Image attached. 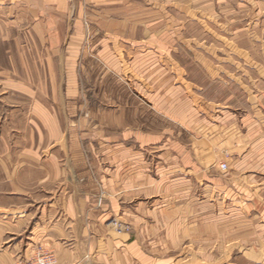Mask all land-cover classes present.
I'll use <instances>...</instances> for the list:
<instances>
[{"label": "rangeland", "instance_id": "obj_1", "mask_svg": "<svg viewBox=\"0 0 264 264\" xmlns=\"http://www.w3.org/2000/svg\"><path fill=\"white\" fill-rule=\"evenodd\" d=\"M22 1L0 0V162L8 148L7 166L23 167L18 210L67 193V172L42 180L39 167L74 127L101 221L112 237L143 241L144 264H264V0H152L144 42H105L118 47L116 70L77 60L72 75L46 40L61 35V17L33 30ZM88 41L80 47L93 48ZM137 58L147 67L134 69ZM116 80L154 112L157 135L146 144L100 118L119 108L102 89ZM22 150L39 155L25 160ZM29 242L11 264H58L43 240Z\"/></svg>", "mask_w": 264, "mask_h": 264}, {"label": "crops", "instance_id": "obj_2", "mask_svg": "<svg viewBox=\"0 0 264 264\" xmlns=\"http://www.w3.org/2000/svg\"><path fill=\"white\" fill-rule=\"evenodd\" d=\"M150 1L152 0H24L22 1L24 6L20 9L24 10V14L36 18L31 20L33 30L45 26L47 29H55L50 16L61 17V35H49L46 40L52 46H59L61 50L54 55L58 54L57 58L64 61L65 74L72 75L74 68L77 67V60H82L84 62L82 67L90 72L94 71V68L100 70L101 67H105L104 59L116 70L117 60L113 58V54L118 47L109 49L105 42L111 40L115 44V41L131 38L144 42L145 38L151 35V29L147 27L145 19V16L148 17L150 14L148 12ZM153 1L156 5L169 2ZM87 16L90 21L84 25ZM48 33L51 34V31ZM86 39L94 43L93 48H91L93 45L90 49L80 47ZM91 59H96V62ZM139 61L140 58L139 60L137 58L133 64L134 69L139 64L147 67L146 61L141 63ZM102 71L105 70L102 68ZM167 79L169 78L162 76L157 84L159 86L166 84ZM102 89L105 96L114 97L113 101L119 105L115 115L100 117L102 122L110 127H116L123 137H134L139 143L146 144L157 135L155 131L157 119L154 112L142 107L123 83L117 80L105 81ZM68 90L72 99L75 91L72 83ZM70 107L73 108V105ZM68 134L64 149L60 147L57 138L56 141L50 142L45 161L42 160L43 164L39 167L44 175L42 180L48 179L50 174H53L51 172H67L69 181L63 183L67 193L59 198L47 199L44 204L37 206L35 212L18 210L16 200L19 199V195L26 193V189L15 176L24 170L20 167L18 170L21 171L18 173L7 166L12 159V153L6 148L7 153L3 154L4 162L7 161L6 166L3 159L0 162L1 264H11L15 253L24 248L25 241L30 240L31 244L37 239L43 240L56 253L58 264H144V257L149 256L144 250L140 249L141 252L138 250V247L143 246V241L112 237L107 232L101 221L104 214L94 206L95 185L90 173L91 167L84 158V149L79 147L74 127L69 129ZM21 154L25 160L39 155L30 150H22ZM59 157L64 161L60 166L55 164ZM11 175L14 176L12 179ZM48 183L46 181L44 184L48 186ZM125 183L126 189H132L133 182L127 180ZM135 193L127 191L125 195ZM58 205L63 209L61 212H58Z\"/></svg>", "mask_w": 264, "mask_h": 264}, {"label": "built area", "instance_id": "obj_3", "mask_svg": "<svg viewBox=\"0 0 264 264\" xmlns=\"http://www.w3.org/2000/svg\"><path fill=\"white\" fill-rule=\"evenodd\" d=\"M222 167H223V168H225V167H226V165H225V164H223V165H222ZM42 264H46V263H42Z\"/></svg>", "mask_w": 264, "mask_h": 264}]
</instances>
